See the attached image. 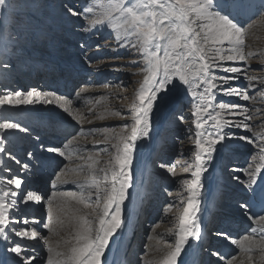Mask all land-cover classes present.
Returning a JSON list of instances; mask_svg holds the SVG:
<instances>
[{
  "label": "snow or ice",
  "instance_id": "6c2138e0",
  "mask_svg": "<svg viewBox=\"0 0 264 264\" xmlns=\"http://www.w3.org/2000/svg\"><path fill=\"white\" fill-rule=\"evenodd\" d=\"M8 7V0H0V10L6 11ZM251 9L252 5L248 0H99L98 3L82 10L67 7L66 11L73 16L91 14L92 18L87 21L90 27L97 25L110 27L121 41L126 42L122 46L135 49L140 54L144 62L142 71L145 75L136 91V103L132 105V123L123 125L126 134L115 137L117 142L111 145L115 151L110 154L105 166L98 167L99 154L96 156L78 154L77 158L84 161V164L72 169H68L65 165L56 174L55 180L63 184L69 182L68 171L85 172L87 169V175L80 184L85 191L70 194L53 192L45 198L36 190L22 189L23 179L18 176H9L0 181L4 185L0 187V237L4 239L14 237L8 251L14 254L15 264H34L36 257L30 251L29 241H44L45 244H49L46 236L42 235L35 226H30V224H39V221H29L26 216L17 215L20 205H27L29 202L36 204L45 199L48 204V223L43 227L50 232L56 231L53 222L54 220L60 222L59 212L63 211L65 216H69L74 211H78L68 207L72 202L82 205L84 209H92L91 214L94 217L91 220L87 216L79 217L82 225L74 237L76 243L67 254L57 252L58 257H64L62 261H57V264H102L101 257L111 238L125 226L124 205L125 201L129 200L128 190L133 187L131 165L136 142L149 134L150 115L154 105L158 106V101L164 103L170 93L186 86V91L195 101V110L192 114L197 130L194 159L192 163L185 162V170L190 171L192 179L183 181L187 196L179 201L183 207L178 217L175 241L166 244L168 251L159 262V264H177L190 238L199 239L197 214L200 207L197 197L203 187L201 176L207 171L206 158H211L212 154L218 151L217 145L221 150L226 147L223 143L226 139L223 134L224 128L244 127L247 131L251 130L249 124L230 119V117L244 116L247 120H251L247 107L237 103L216 102L217 93L237 96L244 101L251 99L247 91L230 83L239 77L229 75L218 77L213 72L214 68L224 73L242 72L241 67H225L224 63L247 61L244 50L246 43L244 17ZM261 9H264V2L261 4ZM249 79L254 81L257 78L249 77ZM76 95L79 97L81 93L78 92ZM33 103H55L77 124L86 119L79 107L72 106L71 99L57 95L55 92L42 93L33 88L27 92L13 91L0 94V106ZM87 112L94 114V109L88 107ZM206 125L213 131H208ZM0 129H21V125L6 119L5 122L0 123ZM21 130L27 131L26 128ZM240 139L253 142L248 136ZM5 140L6 138L0 135V153L6 154L16 164H20L15 156L7 152L4 146ZM74 143H78L76 136H72V139L64 145V149H69ZM261 144L259 159L262 163L256 165L254 170L248 173L249 176H254L261 167H264V138ZM48 151L71 158V152L61 148H51ZM72 151L76 149L73 148ZM0 165L8 172L12 171L2 160ZM22 167L26 169L28 165L24 164ZM160 167L168 166L161 164ZM169 171L175 175L174 167L169 168ZM62 176L64 179H61ZM71 182L77 183L78 180ZM57 186L56 182L52 183L53 188ZM65 195L68 199L58 200V197L63 198ZM261 200L264 203V196ZM61 204L65 207L61 208ZM173 207L174 205L169 204V211ZM242 207L246 208L248 205L244 204ZM256 215L258 221L264 224V207L261 213ZM256 231V228L251 229L252 233ZM218 235L230 240L232 244H238L244 252H251L253 244L257 243L255 237L247 235L239 241L231 239L228 232H220ZM258 243L264 250V235L260 237ZM48 251L52 252L50 245ZM215 255L220 256V253L217 252ZM235 259L236 257L232 256L229 264ZM49 264H52L51 260Z\"/></svg>",
  "mask_w": 264,
  "mask_h": 264
},
{
  "label": "rangeland",
  "instance_id": "374dc122",
  "mask_svg": "<svg viewBox=\"0 0 264 264\" xmlns=\"http://www.w3.org/2000/svg\"><path fill=\"white\" fill-rule=\"evenodd\" d=\"M98 2L99 0H8L9 7L7 10H0V94H7L13 91L27 92L33 88L38 92H48L49 90L47 89H40L41 85L38 84L39 82H37L38 79L36 76L40 75L39 72L41 71L49 70V67L56 68L59 63L64 61L73 62H70V64L64 63V65L68 66V69L77 66L76 68L80 70V67L83 68L84 66L86 70L81 74L88 73L92 69L93 71L89 73V76L91 75L90 79H96L93 83L89 80L84 88L77 87L75 90V96H77L76 93L79 92L88 99V101H85L81 106V109L84 110L85 116L88 118L83 124L85 125L88 122L87 124L89 125L84 126L80 124L83 128L82 130H77L79 127L73 119L67 120L56 112L48 113V105L44 106L43 103L30 104V107L37 111L41 116L51 117L52 115V120L55 119V121H57L61 131L68 132L67 140L64 141L65 144L72 139V136L77 137L78 143H74V145L80 144L79 147L78 145L75 147L72 145L69 149H64L63 147V150L71 152V158L68 159H65L67 157L62 158V156H58L59 154L57 152L48 151V149L57 148V146L38 144L39 138L41 140L48 138L47 133L49 130L51 135L57 136L58 134H55V129L58 126L53 128L51 125L49 126L48 124L44 125L41 123L44 127L40 125L39 129L37 124L40 123L35 122L37 124H34L33 126L35 131L33 134L28 129L27 131H22L21 129L25 128L23 127L25 121L23 122L14 119L15 116L8 112L7 105L0 106V123L5 122L7 119L21 125V129L5 130L11 131L15 135V139L8 136L5 137L6 140L4 146L8 153L15 156L16 159L20 161V164H16L15 161L9 159L6 154H3L4 164H6L12 171L8 172L3 166H0V181L5 180L9 176H18L23 179L22 189L26 188L27 190L37 191V189L34 188L40 186L42 189L41 193L38 192L39 189L37 192L38 194L45 196V198L50 196L53 192L69 194L71 192H83L85 189H82L81 186L80 188L79 185L78 187L69 185L67 188L71 187L72 189L70 190H64L61 192L56 191V189H59L57 187L56 189L52 188V179H55L56 174L59 173L60 169L64 168L65 165L68 166V169H72L84 164V161L77 158L78 154L85 156H96L99 154L98 158L100 160V165L98 167L105 166V162L108 161L110 154H113L115 151L111 146L117 142L115 137H118L121 134H126L124 133L123 125H130L132 123L131 109L132 105L136 103V91L141 86L145 75L142 71L144 68V62L135 49L122 46V44L126 42L121 41L110 27H104L103 25L90 27L87 21L92 18L91 14L84 13L82 15L73 16L66 11L67 7L82 10L87 6H92ZM248 2L252 5L253 3H256V0H248ZM262 2H264V0H258L259 6L254 8L253 11H250L247 16L244 17L246 41L244 50L247 61L237 62V65L238 67H241L242 72L224 73L219 69H213V72L218 77L223 75L238 76V79L232 80L230 83L234 87L247 91L251 97L248 101H244L237 96H226L220 93H217L216 97V102L223 101L226 103H237L247 107L249 109L248 115H251L252 117L251 120L246 119L245 121V123L249 124L251 128L249 131L250 133L247 136L252 138V143H249L248 140L240 139V137H243L245 134L236 135V131L233 130V127H226L223 130V134H225L227 139L229 138L228 144L230 147H234L235 140L238 142L247 141L250 144V149L244 147L233 149L236 152L241 151L240 154H245V152L249 153L248 162L242 166V169L240 167L238 168L239 161L237 160L240 156H237L236 152L234 161L227 158L226 153L224 152H230L225 149H223L218 155L221 164L217 174H220L224 181L226 179H233V171L243 172L242 176L241 173L239 176L234 174L235 182L234 184L229 185V187L233 186V188L236 189L241 186L239 185L240 182L245 185L248 180L251 181L253 178H256V174L254 176H249L248 173L253 171L256 165L262 163L259 156L260 147L262 146L261 140L264 138V98H262L264 97V87H262V84H264V33H259V29L255 28L256 20V24L264 21V9H261ZM5 64L8 66L4 67ZM224 66H236V64L227 62L224 63ZM30 70L35 72V74H33L34 79H31L33 75L30 74ZM97 71L98 73L99 71H102L104 74L107 73V75H103V73L100 77L99 74L93 75V72ZM26 74L29 75L30 78H28ZM249 77H255L257 79L253 81L250 80ZM99 79L101 82L98 81ZM77 98L80 99V96ZM97 101H99V103H97ZM101 101H104L105 103L103 104ZM88 105L94 109V114H89L87 112ZM157 105L158 106L154 105L153 111L150 115V117L154 115L157 116L156 123L153 127L151 126L150 132L151 134L158 132V134L155 135L156 137L153 140L154 145L152 146V165L150 160V169L152 171L150 170L145 183L146 186H151V189L154 192L153 196H155L154 198H143L145 202L143 205L145 216L142 217V220H139L138 218L134 219V223L140 222L142 227L139 229V227L136 226L135 232L137 231L138 235L136 233L133 242L134 246L132 250H127L131 257L138 259V261L132 264H141L146 256H144L142 252V250L145 251L144 242L147 244L148 241H152L149 245L153 247V243L158 240L154 236H151L153 228H145L146 225H149L147 216L153 205L151 202L153 200L162 205V209L154 221L156 226L160 228L156 234L159 235V238L162 241H165L168 239L166 232L168 231L172 236L168 242L171 244L174 243L175 232L178 230V217L181 214L183 207L179 201L187 196V193L184 192L183 181H190L192 179L190 171L185 170V162L192 163L194 159L195 132L197 130L195 127V118L192 113L195 110V101L186 91V86H182L179 91H173L170 93L164 103L158 101ZM230 119H234V117H230ZM90 121L98 123L93 124ZM168 123L173 127V130L172 127L167 125ZM205 128L208 131H213L208 128L207 125ZM105 129L108 131L105 132ZM241 129L242 127L240 130ZM42 130L45 131L42 132ZM1 133L2 129H0V135ZM43 133L45 134L43 135ZM21 139L23 140V144H21L20 149L26 150L25 154H18L17 150L13 149V145L10 143L11 140L17 142ZM32 145L37 147V153H34L32 150ZM72 147L76 149V151H72ZM162 148H166V152L163 154H167L164 155V163H161L159 159V156H161L160 150H162ZM219 148L220 146L217 145V149ZM27 151H29L28 155ZM33 154L39 157H51L52 155H57L54 164L56 172L54 173L53 178L51 175L53 172L50 169H45V167L39 165V162H37L38 157L33 158ZM231 155L233 156L232 153ZM27 157L29 158V161L26 159ZM22 158L25 159V162ZM24 164H27L28 168H23L22 165ZM161 164H165L168 167L161 168ZM250 165L252 167H250ZM33 167L37 169L36 172L41 173L42 171H46L48 175L45 177H32L29 174V170ZM173 167L175 169V175L169 171V168ZM39 168L42 170H39ZM32 172H34V170H32ZM76 173L79 177L84 178L87 175V169L85 172ZM76 173L68 171L67 175H76ZM155 175L157 176V180L154 182ZM241 177L243 178L241 179ZM172 184V189H165L162 187L172 186ZM0 185V187H4L2 183H0ZM242 186L241 188H244L245 190L248 189L247 187ZM181 194H183V196ZM219 195L222 194L219 192ZM169 204L174 205L171 211L168 209ZM241 204L244 205L243 203ZM216 205H214V207H216ZM240 205H229V208L233 207L235 209L236 214L238 215L236 219H240V215H242L241 217L250 221L251 219H248L246 215L244 216L242 214V207ZM25 206H27L25 207V210L28 208V210L32 209V211L34 210L36 212L32 213L31 211L26 212L24 210L25 213L19 212L17 213L18 216H26L29 221L31 219L39 221V224H36L37 226L31 224L30 226H35L37 230L47 238L49 233L51 238H56L58 236V226L54 225L56 229L55 232H50L43 227L44 224L48 223V204L46 199L36 204L29 202ZM33 206H36V208H32ZM242 211L249 214L247 210ZM92 218H94L93 215ZM258 224H260L261 228H264V224L262 225L260 222H258ZM212 229L213 227H210L205 230L207 233H211ZM224 230L222 232H224ZM237 231H239V229H237ZM257 231L258 233H261L259 230ZM212 235L213 234H211V236ZM164 237L165 239H163ZM251 237H255L256 244L259 245L258 242L261 236L251 235ZM13 239L14 237L5 239L4 250H7L6 252L9 255H14L8 251ZM130 239H132V237H130ZM222 239L229 242V240L225 239L223 236ZM31 242L34 244L31 245ZM29 244L31 245L30 251H32V255L35 256L34 253L36 252V246H38L42 252L41 256L36 257V260L34 261L36 264H49L50 260L52 261V264L54 263L52 258L54 250H52L51 253L48 251L49 244H45L44 241H29ZM206 247L204 255L206 257V254H208L212 259L213 254L216 252L209 250L210 247ZM241 253L253 254L252 256L256 254L264 255V250L252 246L251 252L242 251ZM241 253H234L236 259ZM55 256L57 255L55 254ZM219 257L220 256L215 255V261L216 258ZM231 257L228 260H230ZM228 260H226L227 262L224 264H229ZM250 264H264V260L255 259Z\"/></svg>",
  "mask_w": 264,
  "mask_h": 264
},
{
  "label": "bare ground",
  "instance_id": "6f19581e",
  "mask_svg": "<svg viewBox=\"0 0 264 264\" xmlns=\"http://www.w3.org/2000/svg\"><path fill=\"white\" fill-rule=\"evenodd\" d=\"M258 6H259L258 0H256V3L252 4L251 11H253V9L257 8ZM260 21H261V19H260ZM255 22L257 23V20ZM256 23H255V28L259 29L258 30L259 33H261V34L264 33V24H263L264 21L263 22H258V24H256ZM258 36H260V35H258ZM225 47H227V45H225ZM64 63L70 64V62H63V64ZM231 63L232 64H236V66H238L237 62L236 63L231 62ZM64 67L68 69V66L64 65ZM75 67H77V66H75ZM80 70L82 72H84L86 69L83 66V68L80 67ZM42 72L45 73L46 71H42ZM85 74H87V73H85ZM48 92H52V91H48ZM70 99L73 101V105L72 106L73 107H78L79 106L80 109H81V106L85 103V101L86 102L88 101L87 97L85 98L83 95H80V99H78L77 96L75 98L72 97ZM101 102H103V104L105 103L104 101H101ZM43 105L44 106L48 105L47 106L48 109H49V110H47L48 113L56 112V113H59V115L65 117V119H67V120L68 119H72L70 116H68V114L66 112H64L63 108L59 107L55 103H53V104H43ZM6 107L8 109V112H10V114L15 116L14 119H18V120L20 119V121H22V120L26 121L28 124H29V122H38V123H40L41 126H42V124H44V125L48 124L49 126L51 125L53 128H55L56 126L59 127V125L57 124V121H55V119L52 120L53 118H51L52 117L51 114H50L51 117L41 116L37 111L33 110L30 107V104L29 105H19V106L7 105ZM81 111L84 112L83 109H81ZM156 117L157 116H155V115L150 117V120L152 119L151 120V126L152 127L156 123ZM115 118H117V117H115ZM87 119L88 118L86 117V119L82 120L80 124L84 125L83 123ZM234 119L237 120V122L243 121V123H245V121H246V118H244V116L234 117ZM87 123L84 126L89 125ZM91 123H93V122H91ZM97 123L94 122L93 124H97ZM80 124H77V126L79 127V129H77L78 131L83 129L82 126H80ZM167 125L169 127H172L169 123ZM151 126H150V129H149L148 136L146 138L138 139L137 142H136V148H135V151H134L133 163L131 165V170H132V175H133V181H132L133 187L128 190L129 191V200L125 201V205H124L125 218H126L125 226L123 227L122 230H118L117 233L111 238L108 247L105 249L104 255L101 257L102 264H132V263L138 261L137 258L131 257L128 254L125 255L124 252H125L126 249H128L129 251L132 250V248L134 246L133 242L135 240L136 233H137V231L135 232L136 226H138L139 229H140V227H142V224L140 222L139 223H134V219L138 218L139 220H142V217L145 216V210H144V206H143L145 202H144L143 198H145V197L146 198L147 197L154 198V196H155V195L153 196L154 192L151 189V186H146V184H145L146 180H147V178L149 176V172L151 170L150 169V160L153 157V155H152L153 154L152 146L154 145L153 144V140L156 137L155 135L158 134V132L155 133V134L154 133L151 134V132H150ZM42 127H44V126H42ZM58 127L55 129L56 130L55 134H58L57 136L51 135L50 134V130H49L48 135H47L48 138H44V140H41L39 138L38 139V144L39 145L45 144V145H50V146H57V148H61V146L63 144H65V143L61 142L59 140L62 139V138L67 139L68 132L61 131L60 127L59 128ZM71 127H73V126H71ZM240 128L241 127H239V128L233 127V130L236 131V135L245 134V135H243V137H244V136H247L250 133L249 131L245 130L244 127H242L241 130H240ZM172 130H173V127H172ZM1 135L2 136L4 135V137L8 136L10 138L12 137L13 139H15V135L11 131L2 130ZM228 139L226 138L225 141H223V143L226 145V147L224 149L226 151L232 153V154L235 151L233 149H237V148H240V147H244V148L250 149V144L247 141L238 142L237 140H235L234 141V147H230L229 144H228V141H229ZM21 142L23 144V140ZM76 145H78V147L80 146V144H75L73 147H75ZM222 150L219 148L217 152H214L212 154L211 158H206L207 159V164L205 165V167L207 168V171L203 172V174L201 176V184L203 185V187L200 190L199 197H197V199L199 200V207H200V211L197 214V230H198V233H199V239H191L190 238L188 245L185 246V251L182 252L181 256L178 258L177 264H198V262L201 263L203 259H204L203 260V262H204L203 264H210L208 261L215 262V253L213 254V258L211 259L209 257V255H206V257H205L204 254L200 255L198 253V250L201 249V239L203 237H205V233L203 231L204 213H205V211L207 209H212V208H214V205L217 204V202L220 199V197L217 196L219 188L221 187L222 183H225L224 179L220 176V174L219 175L217 174L218 169H219L220 164H221L220 159H218V155H219V153ZM28 152L29 151H27V155H28ZM68 152H70V151H68ZM58 156H60V155H58ZM32 157L36 158V156L34 154L32 155ZM55 157H57V155H52L51 157H43V156H41L40 159L38 158L37 162H40V161L46 162L47 168H45V169H50L51 171H53L54 164H55ZM26 159L29 161L28 157ZM65 159H68V158H65ZM0 160H2L4 162L3 153H0ZM0 166H2V165H0ZM263 168L264 167H261V170L256 174L257 177L262 172ZM40 169L41 168H39V170ZM32 170H34V172H32ZM36 170L37 169H35V167L31 168L29 170L30 171L29 174L32 177L33 176L45 177L46 175H48L46 171H42L41 173H38V172H36ZM240 173H241V176H242L243 175L242 171L241 172H239V171L235 172V174H237V176H239ZM61 179H64V177L62 176ZM67 180L69 182L63 183V184H60L58 181L55 180V182L58 185L57 188L58 189L67 188L69 185H73V186H77V187L79 185V187H80V184H81V182H83L84 178L79 177V175L76 173V175L75 174L67 175ZM73 180H78V182L77 183H72L71 181H73ZM156 180H157V176L155 175L154 182ZM32 185H33V182H32ZM34 189H37V191L39 189L38 192L41 193L42 189H41L40 186L38 188L35 187ZM238 189L245 190L244 188H241V186ZM247 190L248 189H246V191ZM65 194H69V193H65ZM241 196L242 195L240 194L235 200L240 199ZM248 198H249V195L247 193H245L243 195V197H242V200H247ZM59 199H68V196L65 195V197H63V198L58 197V200ZM240 204L241 203H238L236 205H240ZM233 205H235V204H233ZM240 206L242 207V204ZM25 207H27V206L20 205V211L19 212L23 213L24 210L26 209ZM64 207L65 206L63 204H61V208H64ZM68 207L73 209V210H78V211H74L73 214H71L69 216H65L63 214V211L59 212L58 215L60 217V222L57 223L55 220L53 222V226L54 225L58 226L57 227V230H59L58 236L56 238H51L50 237V233L47 235L48 236L49 245L52 247V250H54V252L52 253V258H53V262H54L53 264H57V261H62L64 259L63 256H59V257L55 256V254H57V252L67 254V253L70 252L71 247L75 245L76 241H75L74 237H75L77 231L80 230L81 225H82V221L79 219V217L80 216H87L89 220L93 219L92 218V214H91L92 213V209H84L82 205L76 204L75 202L70 203L68 205ZM32 208H36V206L35 207L33 206ZM21 209H23V210H21ZM242 210H245V211L247 210L249 212V214H250V208L249 207H246V208L242 207ZM242 210H241L242 214L244 216L246 215V217L248 219H251L249 214L248 213H244ZM25 211L26 212L27 211H29V212L31 211L32 213L36 212L34 210L32 211V209L28 210V208ZM54 211H55V209H54ZM156 215H158V214H156ZM33 216H34V214H33ZM241 216L242 215H240V219H236V225L240 227V228H238L239 231H237L235 226H232L230 224L229 226H227L225 228L226 230L220 229L219 233L222 232L223 230H224V232L229 231L230 233H232L231 239L236 240L233 236L239 235L240 232L245 228L244 227L245 225L250 226L249 229H251V228H254L256 224L258 226L257 230H259L261 233H264V231H262V228H261L260 224H258V222H259L258 218L254 219V220L251 219L250 221H248L247 219H245V218H243ZM156 218L157 217L154 218V221H155ZM30 221H32V219ZM146 227L147 228H149V227L153 228L151 236H154L158 240H156L153 243V245H154L153 247L149 245V244L152 243V241H148L147 244H145V242H144L145 251H146L144 256L145 255L146 256L145 257L143 256L144 259H143L141 264H159V262L163 259L164 255L168 251V249L166 247V244H171L170 242H168L171 239V237H172L171 233L166 231L167 235H168V239H166L167 241L166 240L162 241L159 238V235L156 234L158 232V230L160 229L158 226H156V223L153 222V223H151L149 225H146L145 228ZM64 233H66V234H64ZM137 235H138V233H137ZM247 236H250V234L247 235ZM130 237H132V239H131L132 241L131 242H129L130 241ZM211 237H212V241L210 240V243L213 242V239H214L215 242H218L217 240H219L220 241V243L218 244L219 247H221V248L230 247V248L234 249L236 252H240V253L242 252V250L240 249L238 244H232L230 240H229V242H227L226 240L222 239V236L218 235V233H214ZM238 238H239V236L237 237V239ZM163 239H165V237ZM128 242H129L130 245H128ZM4 243H5V239L3 237H0V264H15L14 259H13L14 255L7 254V252H6L7 250H4V245H5ZM210 243L207 244L208 248L212 246ZM33 244L34 243L31 242V245H33ZM253 247H257L258 249H262L261 246H259L258 244H253ZM208 253H212V252H208ZM34 254H35V257H38V256L42 255V252H41V250L39 249L38 246H36V252ZM150 254H152V255H150ZM252 255L251 254L241 253L237 257V259L232 261V264H243V263L250 264L255 259L264 260V255L263 254H256L254 256H252ZM249 257H251V260H249ZM209 258H210V260H209ZM225 262H227V261H225ZM34 264H36V262H34Z\"/></svg>",
  "mask_w": 264,
  "mask_h": 264
}]
</instances>
